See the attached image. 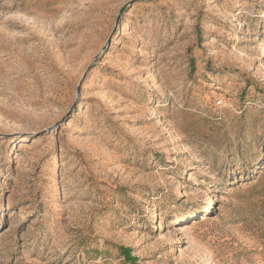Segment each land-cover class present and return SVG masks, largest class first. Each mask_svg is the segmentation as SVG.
<instances>
[{
  "label": "rangeland",
  "instance_id": "1",
  "mask_svg": "<svg viewBox=\"0 0 264 264\" xmlns=\"http://www.w3.org/2000/svg\"><path fill=\"white\" fill-rule=\"evenodd\" d=\"M0 264H264V0H0Z\"/></svg>",
  "mask_w": 264,
  "mask_h": 264
}]
</instances>
